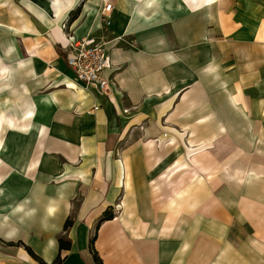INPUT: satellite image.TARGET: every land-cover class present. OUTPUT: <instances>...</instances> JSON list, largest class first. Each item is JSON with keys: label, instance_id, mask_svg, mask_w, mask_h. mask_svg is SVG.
Returning <instances> with one entry per match:
<instances>
[{"label": "crops", "instance_id": "crops-1", "mask_svg": "<svg viewBox=\"0 0 264 264\" xmlns=\"http://www.w3.org/2000/svg\"><path fill=\"white\" fill-rule=\"evenodd\" d=\"M0 264H264V0H0Z\"/></svg>", "mask_w": 264, "mask_h": 264}, {"label": "built area", "instance_id": "built-area-1", "mask_svg": "<svg viewBox=\"0 0 264 264\" xmlns=\"http://www.w3.org/2000/svg\"><path fill=\"white\" fill-rule=\"evenodd\" d=\"M112 8L110 3L104 8L103 19L107 25L111 23ZM68 41L65 45L66 58L74 74V80L87 88L95 86L106 90L110 80L105 73L112 67V58L107 50L108 41L93 35L79 40L69 37Z\"/></svg>", "mask_w": 264, "mask_h": 264}, {"label": "trees", "instance_id": "trees-1", "mask_svg": "<svg viewBox=\"0 0 264 264\" xmlns=\"http://www.w3.org/2000/svg\"><path fill=\"white\" fill-rule=\"evenodd\" d=\"M70 224H71V222L68 220L67 222H66V226H65V228H68L69 226H70ZM70 247V244L69 243H67L65 240H63V239H61L60 240V248H69ZM96 258H98V255L96 254ZM99 259V258H98ZM100 260V259H99Z\"/></svg>", "mask_w": 264, "mask_h": 264}, {"label": "rangeland", "instance_id": "rangeland-1", "mask_svg": "<svg viewBox=\"0 0 264 264\" xmlns=\"http://www.w3.org/2000/svg\"><path fill=\"white\" fill-rule=\"evenodd\" d=\"M66 26H67V24H66ZM67 28V27H66Z\"/></svg>", "mask_w": 264, "mask_h": 264}]
</instances>
